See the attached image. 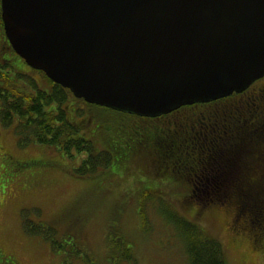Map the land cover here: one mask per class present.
<instances>
[{"label":"trees","instance_id":"1","mask_svg":"<svg viewBox=\"0 0 264 264\" xmlns=\"http://www.w3.org/2000/svg\"><path fill=\"white\" fill-rule=\"evenodd\" d=\"M0 31L8 45L6 48L0 42V121L3 126L14 128L20 147L32 143L55 147L70 160L79 159L70 172L80 177L104 175L102 183L108 190L120 178L124 180L132 162L143 155L145 162L142 160L141 166L145 173L153 170L165 179L160 185L147 178L128 189L140 188L141 208L145 201L159 198V212L174 225L189 264H226L224 250L197 222L174 208L171 212L170 204L164 203L158 191L166 187L165 182L175 190L188 192L184 200L190 204L212 207L234 202L250 226L263 230L258 237L264 239V87L256 88L257 81L240 93L186 104L167 114L147 116L117 110L127 120L120 119L115 124L104 115L92 125L87 118L98 115L92 109H101L98 106L102 105L77 98L41 70H37L40 80L28 77L25 68H33L14 51L4 24ZM9 54L16 58H9ZM71 96L86 108L85 115H79L80 110L76 109L75 118L69 114ZM189 111L184 119L177 116ZM169 117L177 119L161 125ZM97 134L102 137L101 142ZM42 162L38 166H44ZM177 181L184 184V189L181 184L176 185ZM258 214L261 219L256 217ZM141 218L147 224L145 210ZM35 222L27 215L23 217L26 233L49 240L56 252L65 255L64 262L76 257L92 261V255L81 248L76 235L60 234L47 220ZM112 244L124 259H134L131 243L117 237Z\"/></svg>","mask_w":264,"mask_h":264},{"label":"water","instance_id":"2","mask_svg":"<svg viewBox=\"0 0 264 264\" xmlns=\"http://www.w3.org/2000/svg\"><path fill=\"white\" fill-rule=\"evenodd\" d=\"M29 66L77 98L139 115L264 77V0H1Z\"/></svg>","mask_w":264,"mask_h":264},{"label":"rangeland","instance_id":"3","mask_svg":"<svg viewBox=\"0 0 264 264\" xmlns=\"http://www.w3.org/2000/svg\"><path fill=\"white\" fill-rule=\"evenodd\" d=\"M9 58L16 57L9 54ZM25 69L28 77L41 79L33 69ZM261 86L264 87V78L257 82L256 88ZM68 105L70 115L75 109L80 110L79 115H85L83 110L86 108H82V104L72 96ZM102 107L98 106L101 108L98 110L93 108L92 111L98 115L87 118L93 122L92 125H96L95 119L99 121L104 115L110 116L115 124L120 119L127 120L117 109ZM189 113L182 112L177 116L184 119ZM72 116L75 118L74 114ZM127 117L129 119L130 116ZM176 119L166 118L161 125L168 121L173 123ZM96 138L101 142L100 134ZM0 143L23 163L40 159L44 165L13 167L10 162L3 164L5 160L0 159V252L13 255L21 264H189L185 245L174 225L159 212V198L145 201L141 208L140 188L128 189L147 178L162 185L163 175L158 176L153 170L145 173L141 166L143 155L137 162H132L129 175L123 177L124 180L120 178L108 190L102 183L104 175L80 177L70 172L79 159L70 160L55 147L35 143L20 147L14 128L3 126L1 121ZM179 184L184 189V184L177 181L176 185ZM165 186L158 191L164 197V203L170 204L171 212L176 209L218 240L222 244L226 264H264V239L258 237L263 230L250 226V222L237 212L234 202L212 207L190 204L184 200L188 192L175 190L166 182ZM144 210L147 224L141 218ZM25 215L33 222L50 221L60 234L76 235L81 248L92 255V261L76 257L64 262L65 255L56 252L49 240L26 233L23 228ZM256 217L260 218L259 214ZM261 221L264 223V218ZM117 237L132 244L134 259L128 261L113 250L112 241H117Z\"/></svg>","mask_w":264,"mask_h":264},{"label":"flooded vegetation","instance_id":"4","mask_svg":"<svg viewBox=\"0 0 264 264\" xmlns=\"http://www.w3.org/2000/svg\"><path fill=\"white\" fill-rule=\"evenodd\" d=\"M0 6H1V0H0ZM0 29H3V21H2V16H1V8H0ZM4 31V30H3ZM0 31V42L4 44V47L8 48L7 43L5 42L4 37L1 35ZM34 70V69H33ZM37 72V70H36ZM0 159L5 160L4 163L10 162L11 164L15 166H20L22 165L23 168H27L29 166H36L38 163L41 161L40 159H31L28 161H25L23 163V160H20L18 158H15L6 148L5 146L0 143ZM8 161V162H7ZM2 164V165H3ZM1 257H0V264H21L18 260H16L13 255H7L1 252Z\"/></svg>","mask_w":264,"mask_h":264}]
</instances>
